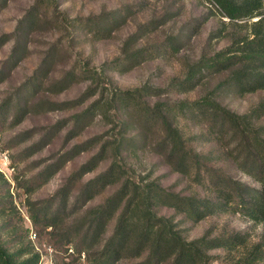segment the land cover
Instances as JSON below:
<instances>
[{"label":"rangeland","instance_id":"obj_1","mask_svg":"<svg viewBox=\"0 0 264 264\" xmlns=\"http://www.w3.org/2000/svg\"><path fill=\"white\" fill-rule=\"evenodd\" d=\"M111 15L121 21H106V29L97 30V19ZM257 18L229 23L212 0H0V233L8 250L22 253L20 260L33 253L38 261L44 260L50 252V264H89L115 217L107 222L103 237L80 252L75 249L82 233L79 222L120 181L82 191L114 159L111 145L137 131L136 123L128 131L120 129L127 115L121 102L110 101L111 90L147 85L161 90L157 96L145 95L149 103L193 100L212 90L226 72L203 71L197 84L186 89L183 80L188 69L250 34ZM144 23L143 31H137ZM135 32V39L128 41ZM171 37L174 49L167 42ZM162 46L164 50L155 51ZM144 47L153 53L123 59ZM46 59L50 60L47 71L41 68ZM31 80L37 85L26 96L20 94ZM262 97L264 90L237 94L224 88L216 99L243 113ZM96 99L99 103L91 105ZM24 100L26 109L17 116ZM170 119L188 147L208 156L207 165L258 186L232 161L227 153L230 144L207 134L204 124L180 113H171ZM256 124H264V113ZM161 133L156 123L147 142L154 143ZM117 158L124 168L121 178L153 179L181 195L212 196L173 170L148 145L126 149ZM61 189L66 190L64 213L51 225L34 224L32 212L43 204L53 211ZM154 210L169 217L187 239L209 240L233 230L247 233L252 242L264 235V221L253 223L238 213H214L194 221L167 206L156 205ZM207 252L213 256L211 264H226L223 257L235 255L221 247Z\"/></svg>","mask_w":264,"mask_h":264},{"label":"trees","instance_id":"obj_2","mask_svg":"<svg viewBox=\"0 0 264 264\" xmlns=\"http://www.w3.org/2000/svg\"><path fill=\"white\" fill-rule=\"evenodd\" d=\"M212 1L229 23L258 16L252 21L250 34L240 36L233 42L234 45L199 60L188 69L183 80L186 89L197 84L203 71L216 74L226 72L212 90L193 100L153 103H149L144 98L145 95L157 96L161 90L152 86L131 89L114 86L111 90L110 101L113 105L121 102L127 115L126 119L121 120L120 129L128 131L129 125L136 123L137 131L111 145L114 159L106 170L89 179L82 191L89 193L97 186L104 187L120 181L117 189L101 204L88 208L79 222L82 233L75 248L78 252L87 250L91 242L103 237L107 222L115 217L111 232L88 258L89 264H123V259H126L124 264H211L213 256L207 251L214 247L235 252V255L223 257L226 264H264V235L260 240L252 242L247 233L233 230L209 240L206 236L187 239L169 217L159 215L154 210L156 205L167 206L194 221L220 212L238 213L253 223L264 221V124H256L258 117L264 113V97L243 113L225 107L216 99L218 91L224 88L237 94L264 90V3L263 0ZM97 20L98 30L106 29V21L119 23L121 18L111 15ZM144 27L146 23L140 25L137 31L142 32ZM137 35L138 33H133L128 41L135 39ZM174 37L167 41L173 49L176 47ZM164 49V46L157 47L155 51L161 52ZM150 53H153V49L144 47L123 59L130 61ZM48 59L41 66L45 71L49 69ZM36 85L31 80L30 86L20 89L19 93L25 94L30 87ZM98 103L99 100L96 99L91 105ZM14 104L19 105V101ZM25 109L26 100L18 107L17 116ZM171 113L184 114L189 119L204 124L207 134L230 144L227 146L230 158L240 171L252 176L258 186L248 185L220 168L207 165L208 156L195 152L186 145L179 129L171 122ZM156 123L162 133L154 143L147 142L148 133L153 131ZM145 145L160 154L173 170L203 186L212 196L181 195L167 190L153 179H134L132 175L121 178L120 172L124 168L117 157L126 149L143 148ZM102 149L104 150L103 147ZM59 192L58 204L53 211L43 204L32 212L30 217L34 224L51 225L55 217L64 213L66 190L61 189ZM2 204L0 201L1 210ZM5 242L0 233V264L37 263V253L20 260L18 257L22 253L17 250L9 251Z\"/></svg>","mask_w":264,"mask_h":264},{"label":"built area","instance_id":"obj_3","mask_svg":"<svg viewBox=\"0 0 264 264\" xmlns=\"http://www.w3.org/2000/svg\"><path fill=\"white\" fill-rule=\"evenodd\" d=\"M47 248L49 249V246H47ZM50 261H51V253L49 252V254L44 258V260L43 257H40L37 264H50Z\"/></svg>","mask_w":264,"mask_h":264}]
</instances>
